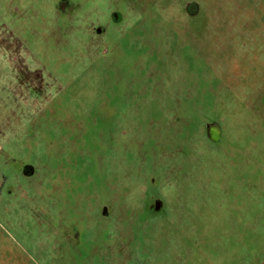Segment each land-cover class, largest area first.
Here are the masks:
<instances>
[{
	"label": "rangeland",
	"instance_id": "374dc122",
	"mask_svg": "<svg viewBox=\"0 0 264 264\" xmlns=\"http://www.w3.org/2000/svg\"><path fill=\"white\" fill-rule=\"evenodd\" d=\"M0 264H264V0H0Z\"/></svg>",
	"mask_w": 264,
	"mask_h": 264
}]
</instances>
